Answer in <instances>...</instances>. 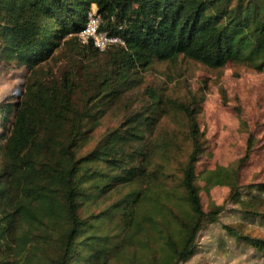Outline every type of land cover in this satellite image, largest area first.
Returning a JSON list of instances; mask_svg holds the SVG:
<instances>
[{
    "label": "trees",
    "instance_id": "obj_1",
    "mask_svg": "<svg viewBox=\"0 0 264 264\" xmlns=\"http://www.w3.org/2000/svg\"><path fill=\"white\" fill-rule=\"evenodd\" d=\"M92 7L123 46L79 44ZM58 56L66 67L45 71ZM179 57L264 73V0H0V69L22 71L0 102V264H189L208 251L200 238L224 211L200 201L198 101L176 104L188 152L175 189L162 166L147 171L161 95L94 136L139 75ZM82 80L88 96L77 99ZM228 202L235 226L208 235V247L264 258V237L253 234L264 228V183L233 182Z\"/></svg>",
    "mask_w": 264,
    "mask_h": 264
},
{
    "label": "rangeland",
    "instance_id": "obj_2",
    "mask_svg": "<svg viewBox=\"0 0 264 264\" xmlns=\"http://www.w3.org/2000/svg\"><path fill=\"white\" fill-rule=\"evenodd\" d=\"M64 67L66 57L58 56L44 70H52L56 74ZM2 69L0 102L9 93L17 92L22 83L21 70ZM138 78L141 81L139 87L107 112L94 136L107 128L117 127L126 108L136 111L150 104V92L161 95L164 107L160 111V120L145 140L147 147L150 145L148 156L151 160L147 171H151L152 164L162 166L164 174L160 176L161 181L167 189H175L179 182V168L188 152L182 134L184 123L176 104H185L194 97L198 101L196 119L205 148L195 170L201 205L205 212L214 207H220L224 212L218 224L200 238L201 248L208 249L210 253L197 254L189 264H263L264 258L249 257L251 250L234 251L225 258L214 255V248L208 245L212 243L215 247L211 236H217L221 226H235L237 214L234 210L237 209L228 202L229 185L234 182L243 187L264 183V73L235 63L211 69L179 57L173 63L154 64ZM87 92L88 85L82 80L76 90V98H85ZM250 231L248 229L247 232ZM253 234L264 237V228L256 226Z\"/></svg>",
    "mask_w": 264,
    "mask_h": 264
},
{
    "label": "built area",
    "instance_id": "obj_3",
    "mask_svg": "<svg viewBox=\"0 0 264 264\" xmlns=\"http://www.w3.org/2000/svg\"><path fill=\"white\" fill-rule=\"evenodd\" d=\"M101 20L92 7L87 14L84 28L75 36L81 46L91 45L94 49L102 52L111 46H123L121 39L100 30Z\"/></svg>",
    "mask_w": 264,
    "mask_h": 264
}]
</instances>
